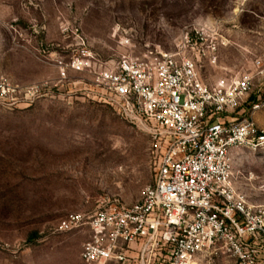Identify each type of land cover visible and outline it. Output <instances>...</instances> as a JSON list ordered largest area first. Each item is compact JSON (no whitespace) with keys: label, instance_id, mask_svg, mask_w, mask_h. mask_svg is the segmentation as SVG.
<instances>
[{"label":"rangeland","instance_id":"rangeland-1","mask_svg":"<svg viewBox=\"0 0 264 264\" xmlns=\"http://www.w3.org/2000/svg\"><path fill=\"white\" fill-rule=\"evenodd\" d=\"M195 23L229 42L198 66L208 84L264 55V0H0V79L15 89L0 99V264H84L87 229L61 233L60 220L102 200L132 205L154 181L148 136L72 60L173 52ZM232 160L238 191L264 206V157Z\"/></svg>","mask_w":264,"mask_h":264},{"label":"built area","instance_id":"built-area-1","mask_svg":"<svg viewBox=\"0 0 264 264\" xmlns=\"http://www.w3.org/2000/svg\"><path fill=\"white\" fill-rule=\"evenodd\" d=\"M228 44L218 27L195 23L173 52L70 63L76 71L88 67L100 100L148 136L155 174L132 205L102 200L94 211L60 220L61 233L87 229L84 264H264V206L238 191L232 160L243 149L264 157V55L208 84L198 66L216 64ZM13 93L0 79V99Z\"/></svg>","mask_w":264,"mask_h":264},{"label":"crops","instance_id":"crops-1","mask_svg":"<svg viewBox=\"0 0 264 264\" xmlns=\"http://www.w3.org/2000/svg\"><path fill=\"white\" fill-rule=\"evenodd\" d=\"M258 120H259V123H260V124H264L263 116L259 115V116H258Z\"/></svg>","mask_w":264,"mask_h":264}]
</instances>
